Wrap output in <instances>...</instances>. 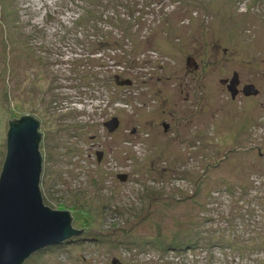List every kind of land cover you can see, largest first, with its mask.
I'll return each mask as SVG.
<instances>
[{
	"label": "rangeland",
	"instance_id": "rangeland-1",
	"mask_svg": "<svg viewBox=\"0 0 264 264\" xmlns=\"http://www.w3.org/2000/svg\"><path fill=\"white\" fill-rule=\"evenodd\" d=\"M24 114L81 233L23 264H264V0H0V175Z\"/></svg>",
	"mask_w": 264,
	"mask_h": 264
},
{
	"label": "water",
	"instance_id": "water-1",
	"mask_svg": "<svg viewBox=\"0 0 264 264\" xmlns=\"http://www.w3.org/2000/svg\"><path fill=\"white\" fill-rule=\"evenodd\" d=\"M231 85L234 90L236 79ZM244 92L256 94L257 90L248 85ZM24 115L19 121L9 120L7 155L0 175V264H23L44 246L81 233L72 226L69 211L43 202L40 122ZM118 124L113 118L106 125L113 129ZM112 264L123 263L114 259Z\"/></svg>",
	"mask_w": 264,
	"mask_h": 264
},
{
	"label": "flooded vegetation",
	"instance_id": "flooded-vegetation-1",
	"mask_svg": "<svg viewBox=\"0 0 264 264\" xmlns=\"http://www.w3.org/2000/svg\"><path fill=\"white\" fill-rule=\"evenodd\" d=\"M233 75H234L233 80L236 79V85H235V88H236V86H238V88H237V92H238L239 90H241V89H239V88H240V87H239V86H240V78H239V74H238L237 72H234ZM221 82H222V83H226V85H227V82H225V80H222ZM242 86H243V85H242ZM229 88L232 89V85H231V84L229 85ZM238 89H239V90H238ZM236 94H237V93L234 92L233 97H235ZM163 127H164L165 131H169L170 129H172L168 123H163Z\"/></svg>",
	"mask_w": 264,
	"mask_h": 264
},
{
	"label": "trees",
	"instance_id": "trees-1",
	"mask_svg": "<svg viewBox=\"0 0 264 264\" xmlns=\"http://www.w3.org/2000/svg\"><path fill=\"white\" fill-rule=\"evenodd\" d=\"M122 30H123V34H127L128 32L126 31L127 30V28H122ZM130 33H131V31H130ZM113 51H115V50H113ZM25 116V115H24ZM23 117V115L20 117V118H17L16 120H12V122L13 121H19L21 118ZM38 120V119H37ZM11 121H10V123H12ZM39 132L41 133V131H40V129H39ZM41 138H42V135H41ZM67 211H69V210H67ZM72 239L74 238V236L73 237H71ZM68 240H70V238L68 239H64V240H62V241H60V242H58L57 244H64V243H66ZM191 242V241H190ZM207 242V241H206ZM210 242H212V241H210L209 239H208V243H207V245H212V243L211 244H209ZM193 244V243H192ZM51 247H53V246H55L56 245V243L55 244H49ZM49 245H47V246H49ZM47 246H44L45 248L47 247ZM49 246V247H50ZM187 246H191V243L190 244H188ZM43 247V248H44ZM38 252H40L39 250L37 251V253Z\"/></svg>",
	"mask_w": 264,
	"mask_h": 264
}]
</instances>
